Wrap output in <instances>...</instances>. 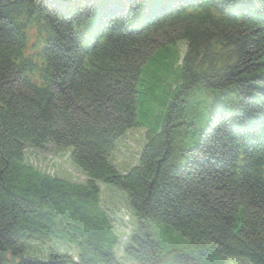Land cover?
<instances>
[{
  "label": "trees",
  "instance_id": "obj_1",
  "mask_svg": "<svg viewBox=\"0 0 264 264\" xmlns=\"http://www.w3.org/2000/svg\"><path fill=\"white\" fill-rule=\"evenodd\" d=\"M145 123L121 175L114 142ZM48 144L72 149L84 183L26 163ZM100 183L136 211L121 257ZM45 237L78 258H25ZM227 257L264 264V0H0V264Z\"/></svg>",
  "mask_w": 264,
  "mask_h": 264
},
{
  "label": "rangeland",
  "instance_id": "obj_2",
  "mask_svg": "<svg viewBox=\"0 0 264 264\" xmlns=\"http://www.w3.org/2000/svg\"><path fill=\"white\" fill-rule=\"evenodd\" d=\"M178 44L180 55L183 56L186 51L185 43L180 41ZM153 122L152 120V125H154ZM148 128L146 123L132 127L115 140L109 162L121 175H126L138 165L141 152L147 142ZM71 152L70 147H56L49 144L40 149L29 147L25 150L24 155L26 163L41 172L67 181L84 183L86 176L81 168L72 161ZM99 186L101 189L100 205L108 213L120 238L115 253L121 257L124 247L129 243L131 234L138 227L136 211L128 201V193L120 186L111 183H100ZM55 253L68 254L76 260L79 255L78 245L53 237H45L27 240L23 254L25 258L48 261ZM226 264L252 263L245 258L227 257Z\"/></svg>",
  "mask_w": 264,
  "mask_h": 264
}]
</instances>
